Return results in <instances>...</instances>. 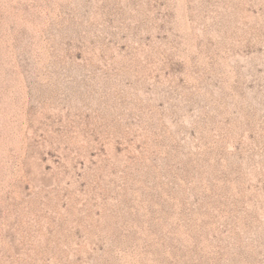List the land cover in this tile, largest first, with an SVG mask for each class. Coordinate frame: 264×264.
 Instances as JSON below:
<instances>
[{"label":"rangeland","instance_id":"374dc122","mask_svg":"<svg viewBox=\"0 0 264 264\" xmlns=\"http://www.w3.org/2000/svg\"><path fill=\"white\" fill-rule=\"evenodd\" d=\"M0 264H264V0H0Z\"/></svg>","mask_w":264,"mask_h":264}]
</instances>
